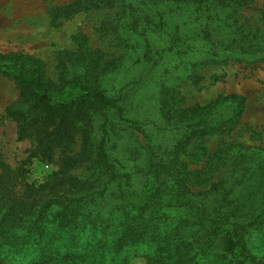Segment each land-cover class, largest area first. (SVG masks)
Masks as SVG:
<instances>
[{"label": "trees", "instance_id": "trees-1", "mask_svg": "<svg viewBox=\"0 0 264 264\" xmlns=\"http://www.w3.org/2000/svg\"><path fill=\"white\" fill-rule=\"evenodd\" d=\"M238 2L80 0L66 12L74 7L111 12L118 54L88 47L60 52L58 83L28 76L24 63L13 69L0 65L1 74L13 70L28 106L7 110L17 140H34L33 154L54 165L40 185L24 183L11 170L0 173V264L32 250L36 255L29 264H127L138 257L147 264H261L250 246L255 237L264 242V155L259 153L264 149L227 140L246 99L230 94L187 105L181 91L193 73L221 63L224 54L258 52L252 28L239 25ZM70 66L78 70L72 80ZM67 87L75 92L70 99L63 95ZM132 91L151 115L142 121L126 117L133 112ZM223 107L231 113L223 115ZM96 113L103 117L98 126ZM78 135L80 150L72 154ZM215 136H220L216 149L207 151ZM199 145L205 147L202 156L196 153ZM109 151L120 157L116 165ZM86 164L102 189L86 193L95 182L74 175ZM131 174L148 178L150 187L141 197L127 189ZM111 183H117L122 200L120 214L89 211ZM165 206L182 208L185 217L162 233L157 215ZM115 222L120 231L107 235ZM83 223L99 238L78 249ZM148 243L155 244L153 254L138 253Z\"/></svg>", "mask_w": 264, "mask_h": 264}, {"label": "rangeland", "instance_id": "rangeland-1", "mask_svg": "<svg viewBox=\"0 0 264 264\" xmlns=\"http://www.w3.org/2000/svg\"><path fill=\"white\" fill-rule=\"evenodd\" d=\"M79 1L0 0V65L13 69L24 63L23 71L28 76L35 78L41 75L46 81L58 83L62 73L59 63L60 52H80L81 47L85 50L88 47L92 50L102 49L109 54H118L117 42L110 34L112 23L115 21L111 12L79 11L75 7L70 13L66 12L71 4ZM238 1L235 11L239 25L252 28L258 52L249 57L224 54L221 63L193 73L190 80L183 82L181 91L185 95L187 105H205L218 97L230 94L244 97L246 110L231 133L232 137L226 138L228 141L237 140L245 146L264 149V49L260 50L264 46V0ZM69 68L68 78L72 80L78 70L73 66ZM9 73V75L0 73V173L5 169L11 170L24 183L40 185L54 171V165L33 154L34 140L22 142L17 140V125L7 116V110L14 108L27 111L28 106L20 99L19 90L11 76L13 70ZM173 82L177 81L174 79ZM71 88L67 87L64 90L63 95L66 99H70L75 93ZM129 98V107L133 112L126 113L128 119L142 121L143 117L151 116L143 109L144 103L137 91L130 92ZM221 110L223 115L231 113L227 107ZM94 118L95 126H98L101 123L99 120L103 117L96 113ZM95 130V136L99 138L97 127ZM76 140L72 154H77L80 150V135ZM219 140L220 136L210 138L205 145L207 151L215 150ZM204 152L205 147L199 145L196 149L197 155L202 156ZM259 153L264 155L263 151ZM108 154L112 163L116 165L115 160L120 157L113 151H109ZM122 163L125 164V161ZM73 173L82 179H90L95 170L86 164L75 169ZM90 180L95 183L89 186L86 193L102 189L100 182L95 178ZM148 184L146 176L131 174L127 189L134 197H141L150 187ZM116 186L117 183H111L110 189L104 195H96V200L89 204L88 210L93 213L101 212L107 216L111 212L113 216L119 215L122 200L118 197ZM184 217L185 211L180 207H163L157 215L162 229L160 232L170 231L178 226L179 220ZM119 226L120 223L115 222L106 234L115 235L120 231ZM36 230L37 234L40 233L39 227ZM98 238L97 230L83 223L78 231L77 248L85 249V246L95 244ZM255 238L253 246H250L251 253L257 262L264 264V242L260 237ZM154 251L155 244L148 243L138 253L152 255ZM35 255L33 250L27 254L13 255L10 257V263L29 264ZM117 262L121 264V261ZM127 264H147V261L138 257L132 258Z\"/></svg>", "mask_w": 264, "mask_h": 264}]
</instances>
